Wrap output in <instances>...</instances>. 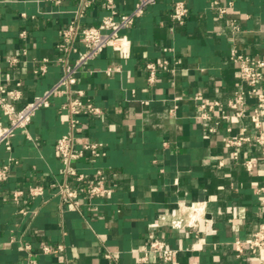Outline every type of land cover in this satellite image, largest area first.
I'll list each match as a JSON object with an SVG mask.
<instances>
[{
  "label": "crops",
  "instance_id": "0c3cea01",
  "mask_svg": "<svg viewBox=\"0 0 264 264\" xmlns=\"http://www.w3.org/2000/svg\"><path fill=\"white\" fill-rule=\"evenodd\" d=\"M81 1L0 0V86L22 83L17 108L62 76L60 31L74 20ZM138 1L114 0V9L126 14ZM176 1L160 0L123 32L131 41L129 58L107 48L77 75L76 87L102 114L79 117L76 145L101 142L107 156L84 157L73 166L87 175L104 170L113 187L109 197L82 194L75 209L55 194L52 185L64 181L56 145L70 132L64 95L39 110L11 146L0 147V166L10 164L8 180L0 183V264H28L30 258L36 264H141L138 257L151 236L180 250L170 264H264V251L240 254L235 245L264 225L257 194L264 184L263 149L252 143L236 160L237 149L228 148L225 139L253 137L250 120L230 110V119H222L220 107L203 120L199 107L201 102L227 104L247 88L232 56L264 60V0H218L232 5L225 19L211 9L214 0H183L189 9L183 25L170 16ZM105 3L95 0L81 24L99 25L109 14ZM44 59L50 60L48 70L37 75ZM164 61L168 70H159L150 84L147 64ZM255 102L248 98L249 112ZM0 124H9L1 110ZM247 160L258 166L249 171ZM37 185L46 189L44 196L14 200L16 190ZM177 218L186 223L197 218L196 226L174 229L171 222ZM46 244L64 251L45 254ZM108 251L114 259L106 257ZM145 264L163 263L151 256Z\"/></svg>",
  "mask_w": 264,
  "mask_h": 264
},
{
  "label": "built area",
  "instance_id": "2783aa9c",
  "mask_svg": "<svg viewBox=\"0 0 264 264\" xmlns=\"http://www.w3.org/2000/svg\"><path fill=\"white\" fill-rule=\"evenodd\" d=\"M61 1V0H53ZM95 0H82L75 11L74 20L60 31V42L57 46L59 57L58 63L62 66L63 73L59 81L46 90L43 94L35 96L33 100L17 108V103L23 97L22 83L17 82L14 88L0 86V110L8 118L9 124H0V147L11 146L12 139L19 130H25L31 124L35 114L45 108H49L52 100L56 95H64L67 102L63 109L67 112V122L70 132L60 138L57 142L56 149L63 162L61 173L64 181L59 184H53L52 187L62 202L70 208L78 209L79 198L84 194L88 198H107L111 195L113 187L111 178L102 169H97L94 174L87 175L79 172L74 166L76 162L84 157L92 159L106 157L107 151L101 142L88 141L81 147L76 145V130L79 125V117L83 114H93L100 116L102 110L96 107L90 98L87 97L84 90L76 87L77 75L80 69L88 62L96 59L101 55L103 50L112 48L118 51L123 58H129L131 52V41L123 32L131 29L136 21L145 15L149 7L156 5L160 0H139L133 10L126 14L118 15L114 9V0H106L104 4L109 14L105 16L97 26H83L81 19ZM232 5L223 6L218 0H214L211 9L218 18L225 19ZM189 15V9L185 1L178 0L173 4L171 11V19L179 25H183ZM234 30H238L235 22H229ZM25 36V33L21 35ZM83 46V50L81 47ZM77 54L78 57L72 61L71 56ZM232 58L239 62V77L242 85L235 96L230 99L227 104L219 102L199 104L203 120H210L209 112L215 107L223 109L222 119L229 120L230 116L227 111H234L239 118H248L254 128V136H246L233 134L225 139V145L228 148H236L233 153L236 160L240 159V149L255 143L263 149L264 156V130L262 126V117L264 116V90L261 89L263 79L264 60L261 58H252L250 56L233 54ZM16 61V59H14ZM50 60L44 59L40 66L35 70L37 75H44L49 66ZM169 62L148 63L147 70L149 72L148 81L150 84L155 83L159 70H168ZM113 70L110 69L109 73ZM248 98L256 100L252 111L247 110ZM219 123L217 122L216 125ZM215 128L210 127L209 132L214 133ZM246 168L251 171L258 166L254 160L244 162ZM10 174V164L0 166V183H5ZM46 189L43 186H31L27 190H16L13 192L15 201L19 197L28 194L36 198L44 196ZM257 194L261 207L264 210V184L257 188ZM25 213V210H22ZM197 218L192 222L186 223L182 218L172 220L171 226L174 229L193 228ZM236 250L241 254L245 249L250 250L252 254H258L264 251V225L250 238L246 240H237L235 242ZM45 254L64 251L63 246L55 248L49 244L42 247ZM179 249L169 246L166 241L157 237H149L145 250L139 255L138 261L141 264L149 262L151 256H154L163 264L173 263ZM106 257L115 258L111 252L106 253ZM28 264H36L30 258Z\"/></svg>",
  "mask_w": 264,
  "mask_h": 264
}]
</instances>
